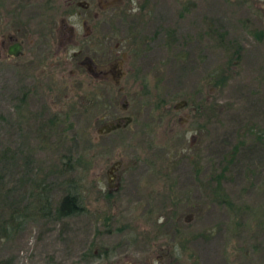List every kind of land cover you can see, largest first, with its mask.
Returning <instances> with one entry per match:
<instances>
[{
  "label": "rangeland",
  "instance_id": "rangeland-1",
  "mask_svg": "<svg viewBox=\"0 0 264 264\" xmlns=\"http://www.w3.org/2000/svg\"><path fill=\"white\" fill-rule=\"evenodd\" d=\"M42 179L0 264H264V0H0V221Z\"/></svg>",
  "mask_w": 264,
  "mask_h": 264
},
{
  "label": "trees",
  "instance_id": "trees-1",
  "mask_svg": "<svg viewBox=\"0 0 264 264\" xmlns=\"http://www.w3.org/2000/svg\"><path fill=\"white\" fill-rule=\"evenodd\" d=\"M59 171L62 172V169H59ZM68 186L69 190L67 191V198L70 201L68 212L69 214L80 213L84 208L82 205L77 204V200H79L78 194L73 192L74 189H70V187L72 188L75 185L69 182ZM48 193L45 182L42 179L36 185L35 191H33V203H27L23 207H12L7 217L0 221V238L10 237L13 233L19 230L27 220L34 217L36 214H41L42 216H49L52 214Z\"/></svg>",
  "mask_w": 264,
  "mask_h": 264
},
{
  "label": "flooded vegetation",
  "instance_id": "flooded-vegetation-1",
  "mask_svg": "<svg viewBox=\"0 0 264 264\" xmlns=\"http://www.w3.org/2000/svg\"><path fill=\"white\" fill-rule=\"evenodd\" d=\"M85 2V1H84ZM78 5H83V8H87L88 7V3H83L82 1H79L78 2ZM112 5V4H111ZM108 6H110V5H108ZM108 8H110V7H108ZM113 8V7H112ZM112 8H110V9H112ZM95 17H97V15H95ZM64 21H65V19H64ZM81 21H83V19L81 20ZM71 28V27H70ZM69 28V29H70ZM71 30V29H70ZM90 34H92V31H87V35H85L86 37H88V36H90ZM4 36V38H5V40L3 39L1 42H2V48H6V54L5 55H9V56H12V55H10V54H8V50L10 49V47L12 46V45H14L15 43H19L20 44V48H19V54L17 55V56H19V55H23L24 54V52H25V50H24V48H23V44H22V41L21 40H19V39H16V37L15 36H13V35H10V33H6L5 35H3ZM7 37V38H6ZM86 39V38H85ZM79 43V41H77V44ZM83 47H85V46H83ZM82 50H87V49H85V48H81ZM82 52L80 51L77 55H82L81 54ZM17 56H13V57H17ZM86 58L88 59V58H90V56L89 55H86ZM80 61H82V59H80ZM109 63L107 64V65H109L110 63H111V61H108ZM94 66V75H93V80H94V82H95V84L96 85H98L97 83H100V81H107V82H112V83H114V85L116 86H119V84H120V78H118V79H116V78H114V79H111V76H110V69L108 70H106V68H104V65H98L97 66V64L95 65V64H93ZM121 77V76H120ZM126 102V101H125ZM123 109H126L127 107H128V104H126V103H123ZM126 116H128V115H125V116H123V117H118L117 119H116V121L117 120H120L121 121V124L123 125V122H125V119H124V117H126ZM130 117V116H129ZM115 121V122H116ZM131 122V117H130V120L128 121V123L127 124H129ZM126 124V125H127ZM110 125H111V123L110 124H108V125H105V129H104V131L103 132H109L110 130H114V129H110ZM121 125V126H122ZM120 126V127H121ZM107 127H108V129H107ZM118 129V128H117Z\"/></svg>",
  "mask_w": 264,
  "mask_h": 264
},
{
  "label": "water",
  "instance_id": "water-1",
  "mask_svg": "<svg viewBox=\"0 0 264 264\" xmlns=\"http://www.w3.org/2000/svg\"><path fill=\"white\" fill-rule=\"evenodd\" d=\"M20 44L19 43H15L14 45H12L10 47V49L8 50V54L12 55V56H17L19 54V48H20ZM125 119V122H123V126L126 125L128 123V121L130 120V117L129 116H126L124 117ZM122 124H121V121L120 120H117L116 122L114 123H111L110 125V129H116L118 127H120ZM108 129V127H107Z\"/></svg>",
  "mask_w": 264,
  "mask_h": 264
}]
</instances>
